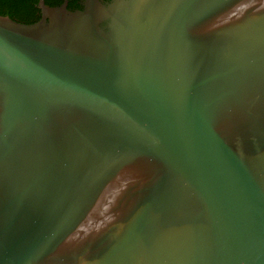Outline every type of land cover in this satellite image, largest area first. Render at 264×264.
I'll use <instances>...</instances> for the list:
<instances>
[{
  "label": "water",
  "instance_id": "1",
  "mask_svg": "<svg viewBox=\"0 0 264 264\" xmlns=\"http://www.w3.org/2000/svg\"><path fill=\"white\" fill-rule=\"evenodd\" d=\"M0 16V264H264V0H87Z\"/></svg>",
  "mask_w": 264,
  "mask_h": 264
},
{
  "label": "flooded vegetation",
  "instance_id": "2",
  "mask_svg": "<svg viewBox=\"0 0 264 264\" xmlns=\"http://www.w3.org/2000/svg\"><path fill=\"white\" fill-rule=\"evenodd\" d=\"M52 8L66 5L70 11H81L85 8L87 0H24L25 9L17 12L10 11L16 18L24 19L26 22H36L42 17V10L40 9L41 2ZM113 0H101L102 3H111Z\"/></svg>",
  "mask_w": 264,
  "mask_h": 264
},
{
  "label": "trees",
  "instance_id": "3",
  "mask_svg": "<svg viewBox=\"0 0 264 264\" xmlns=\"http://www.w3.org/2000/svg\"><path fill=\"white\" fill-rule=\"evenodd\" d=\"M23 9H25L24 0H0V16H8L17 22L30 24V22H26L24 19L16 18L10 12H17Z\"/></svg>",
  "mask_w": 264,
  "mask_h": 264
}]
</instances>
